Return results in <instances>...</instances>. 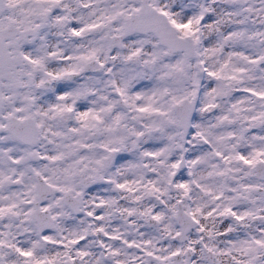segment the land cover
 <instances>
[{
	"label": "snow or ice",
	"instance_id": "6c2138e0",
	"mask_svg": "<svg viewBox=\"0 0 264 264\" xmlns=\"http://www.w3.org/2000/svg\"><path fill=\"white\" fill-rule=\"evenodd\" d=\"M0 264H264V0H0Z\"/></svg>",
	"mask_w": 264,
	"mask_h": 264
}]
</instances>
